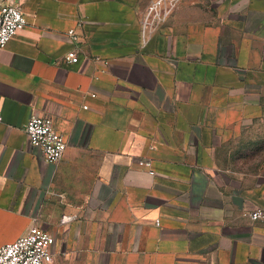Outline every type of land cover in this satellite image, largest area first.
Instances as JSON below:
<instances>
[{"label":"crops","instance_id":"0c3cea01","mask_svg":"<svg viewBox=\"0 0 264 264\" xmlns=\"http://www.w3.org/2000/svg\"><path fill=\"white\" fill-rule=\"evenodd\" d=\"M150 1L20 0L0 47V246L37 225L51 264H264L246 215L264 172L231 162L264 109V0H180L143 44ZM33 114L66 141L57 163L28 141Z\"/></svg>","mask_w":264,"mask_h":264},{"label":"built area","instance_id":"2783aa9c","mask_svg":"<svg viewBox=\"0 0 264 264\" xmlns=\"http://www.w3.org/2000/svg\"><path fill=\"white\" fill-rule=\"evenodd\" d=\"M180 0H151L141 18V42L145 44L157 27L163 23L177 6ZM20 0H0V47H4L11 37L24 29L26 19L21 9ZM72 41L78 36L74 29L68 31ZM65 59L70 63L78 62L76 48L69 50ZM29 143L38 147L44 159L49 163H57L64 154L66 141L55 128L50 115L33 114L24 126ZM150 174H154L150 161L145 162ZM251 221L264 225V205L257 206L247 212ZM158 225V220H155ZM50 234L37 225H32L14 241L0 246V264H51L52 252Z\"/></svg>","mask_w":264,"mask_h":264},{"label":"rangeland","instance_id":"374dc122","mask_svg":"<svg viewBox=\"0 0 264 264\" xmlns=\"http://www.w3.org/2000/svg\"><path fill=\"white\" fill-rule=\"evenodd\" d=\"M248 131L239 144L231 147L234 155H239L231 162L251 181L264 172V109Z\"/></svg>","mask_w":264,"mask_h":264}]
</instances>
